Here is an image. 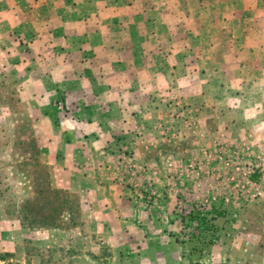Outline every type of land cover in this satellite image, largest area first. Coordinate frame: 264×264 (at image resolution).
<instances>
[{"label":"crops","instance_id":"1","mask_svg":"<svg viewBox=\"0 0 264 264\" xmlns=\"http://www.w3.org/2000/svg\"><path fill=\"white\" fill-rule=\"evenodd\" d=\"M186 3L0 0V70L16 82L20 102L27 104L34 119L44 158L63 174L61 186L88 199L97 193L98 205L105 210L112 199L104 185L108 172L115 178L107 182L124 191L129 181L135 187L151 188L152 176L162 169L161 183L169 187L165 139L156 136L170 128L165 124L170 113L179 112L166 105L161 93L175 91L179 100L174 103L180 105L182 97L183 103L187 100L197 107V113L206 111L200 105L205 100L216 102L215 91L228 88L227 81L243 85L238 77L243 64L235 67L237 77L222 79L223 72L234 73L235 68H226L228 60L234 61L232 56L239 63L254 65L264 56V44L252 42L264 38V0ZM236 39L244 45H235ZM186 90L189 93L183 95ZM204 105L217 111L216 105ZM112 117V123H107ZM214 131H192L195 151L212 148ZM106 134L114 139L116 158L110 166L108 156L98 158V164L88 157L93 152L90 143ZM140 134L154 137L141 140ZM127 149L130 156L133 153L129 158L123 152ZM153 151L160 157H152ZM98 152L108 154L102 148ZM157 159L162 167L153 170ZM197 184L206 188L204 195L217 198L212 196L217 188ZM121 195L117 199L126 201L127 193Z\"/></svg>","mask_w":264,"mask_h":264},{"label":"rangeland","instance_id":"2","mask_svg":"<svg viewBox=\"0 0 264 264\" xmlns=\"http://www.w3.org/2000/svg\"><path fill=\"white\" fill-rule=\"evenodd\" d=\"M239 41L234 44L243 46ZM252 42L261 45L264 38ZM232 57L226 68L243 64L242 73L238 76L235 68L232 75L223 72L222 79L238 76L243 85L231 79L228 88L215 91L216 102L205 100L216 105V112L204 103L206 111L197 113L182 97L180 105L174 103L179 100L175 91L160 94L180 113L172 111L165 120L170 128L156 136L165 139L169 187L161 183L160 159L152 187L129 181L126 201L117 199L124 191L107 182L115 178L108 172L101 183L112 198L106 210L98 205L97 193L88 199L61 186L63 174L44 158L16 82L0 70V264H264V56L255 65ZM193 128L215 130L212 148L195 151ZM98 138L90 143L88 157L98 164V158L108 156L106 162L113 165L114 139ZM123 152L127 158L133 154ZM252 175L257 179L250 182ZM199 181L217 188L212 195L217 198L204 195ZM201 216L214 230L201 225Z\"/></svg>","mask_w":264,"mask_h":264},{"label":"trees","instance_id":"3","mask_svg":"<svg viewBox=\"0 0 264 264\" xmlns=\"http://www.w3.org/2000/svg\"><path fill=\"white\" fill-rule=\"evenodd\" d=\"M250 179H251L252 181H256L257 176L252 175V176H250ZM215 217H216V215H215V216L213 215L211 220H213ZM199 219H200V221H201V225H204V227L206 226L208 230H214V229H213L214 226H213L212 224H210V222L208 223L205 217H202V216H201V218H199Z\"/></svg>","mask_w":264,"mask_h":264},{"label":"built area","instance_id":"4","mask_svg":"<svg viewBox=\"0 0 264 264\" xmlns=\"http://www.w3.org/2000/svg\"><path fill=\"white\" fill-rule=\"evenodd\" d=\"M249 181H250V182H252L250 178H249ZM252 185H255V183H254V184H252ZM225 199H227V200H228V198H225Z\"/></svg>","mask_w":264,"mask_h":264}]
</instances>
